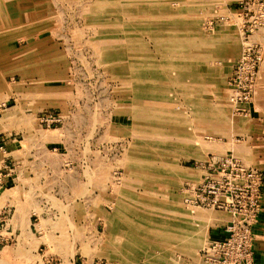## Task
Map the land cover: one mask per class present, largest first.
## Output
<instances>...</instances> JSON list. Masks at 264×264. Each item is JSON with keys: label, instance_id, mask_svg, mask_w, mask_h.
<instances>
[{"label": "rangeland", "instance_id": "374dc122", "mask_svg": "<svg viewBox=\"0 0 264 264\" xmlns=\"http://www.w3.org/2000/svg\"><path fill=\"white\" fill-rule=\"evenodd\" d=\"M256 2L0 0V151L38 162L14 207L49 261L208 264L227 212L187 202L191 188L214 160L264 174ZM242 60L251 84L235 82Z\"/></svg>", "mask_w": 264, "mask_h": 264}, {"label": "built area", "instance_id": "2783aa9c", "mask_svg": "<svg viewBox=\"0 0 264 264\" xmlns=\"http://www.w3.org/2000/svg\"><path fill=\"white\" fill-rule=\"evenodd\" d=\"M256 3L259 12L256 14L257 17L253 16V27L264 22V3H260V0ZM245 63L243 60L237 63L238 74L235 80L237 85L242 82L241 75L246 70L250 84L255 79L256 67L254 65L249 67ZM246 98H249V95ZM43 119L49 126L61 122L58 115ZM3 186L4 184L0 183V189ZM263 186L262 171L246 166L237 159H226L210 162L202 180L191 188L190 192L193 194L187 197L189 198L187 202L231 214V220L224 225L223 235L209 240L201 250L208 264H258L255 227L262 212Z\"/></svg>", "mask_w": 264, "mask_h": 264}, {"label": "crops", "instance_id": "0c3cea01", "mask_svg": "<svg viewBox=\"0 0 264 264\" xmlns=\"http://www.w3.org/2000/svg\"><path fill=\"white\" fill-rule=\"evenodd\" d=\"M12 144V143H11ZM11 146V147H10ZM13 145L7 146L8 151H0V183L4 186L0 189V215L8 209V217L5 223L0 226V264H75L71 260L53 263L45 254L36 248L42 247L44 233L37 226L29 224L28 211L20 214L18 208L14 207L15 202L24 203L31 199L30 193L39 183L38 173L35 170L38 162L22 160L12 162L10 156L15 152ZM23 149V148H22ZM37 198V197H35ZM209 229V240L223 235V222L230 214L221 213L218 215ZM231 218V217H230ZM230 220V219H229ZM222 222V223H221ZM264 230V186H263V210L255 227L256 237V260L258 264H264V239H260ZM264 238V237H263ZM4 253H6L4 255Z\"/></svg>", "mask_w": 264, "mask_h": 264}]
</instances>
